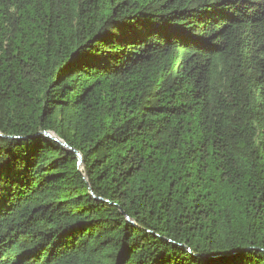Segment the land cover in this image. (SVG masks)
<instances>
[{
    "label": "trees",
    "instance_id": "trees-1",
    "mask_svg": "<svg viewBox=\"0 0 264 264\" xmlns=\"http://www.w3.org/2000/svg\"><path fill=\"white\" fill-rule=\"evenodd\" d=\"M0 264H264V0H0Z\"/></svg>",
    "mask_w": 264,
    "mask_h": 264
},
{
    "label": "water",
    "instance_id": "water-1",
    "mask_svg": "<svg viewBox=\"0 0 264 264\" xmlns=\"http://www.w3.org/2000/svg\"><path fill=\"white\" fill-rule=\"evenodd\" d=\"M45 136L49 139H52L54 142L60 144L61 146L67 148L68 150H70V148L68 146H66L65 143H62L61 141H59L58 139H56L55 137H53L51 134H45ZM79 159H80V156L78 155ZM81 160H79V167H81Z\"/></svg>",
    "mask_w": 264,
    "mask_h": 264
}]
</instances>
